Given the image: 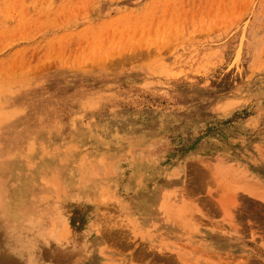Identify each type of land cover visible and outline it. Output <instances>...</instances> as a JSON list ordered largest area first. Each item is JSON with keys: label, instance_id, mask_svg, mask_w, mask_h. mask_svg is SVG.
I'll use <instances>...</instances> for the list:
<instances>
[{"label": "rangeland", "instance_id": "obj_1", "mask_svg": "<svg viewBox=\"0 0 264 264\" xmlns=\"http://www.w3.org/2000/svg\"><path fill=\"white\" fill-rule=\"evenodd\" d=\"M260 163L264 0H0V264H264Z\"/></svg>", "mask_w": 264, "mask_h": 264}, {"label": "crops", "instance_id": "obj_2", "mask_svg": "<svg viewBox=\"0 0 264 264\" xmlns=\"http://www.w3.org/2000/svg\"><path fill=\"white\" fill-rule=\"evenodd\" d=\"M258 165H260L258 168L261 170V172H262V174L264 176V163H260ZM258 168H256V169H258ZM261 188H262V198L261 199H262V203L264 205V177L262 178Z\"/></svg>", "mask_w": 264, "mask_h": 264}, {"label": "bare ground", "instance_id": "obj_3", "mask_svg": "<svg viewBox=\"0 0 264 264\" xmlns=\"http://www.w3.org/2000/svg\"><path fill=\"white\" fill-rule=\"evenodd\" d=\"M247 191V190H246ZM141 210V209H140Z\"/></svg>", "mask_w": 264, "mask_h": 264}]
</instances>
